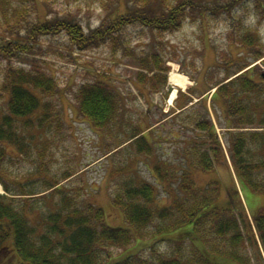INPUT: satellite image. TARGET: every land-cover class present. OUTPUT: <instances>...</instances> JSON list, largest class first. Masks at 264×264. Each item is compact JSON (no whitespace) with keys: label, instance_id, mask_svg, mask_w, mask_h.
<instances>
[{"label":"rangeland","instance_id":"374dc122","mask_svg":"<svg viewBox=\"0 0 264 264\" xmlns=\"http://www.w3.org/2000/svg\"><path fill=\"white\" fill-rule=\"evenodd\" d=\"M200 1L203 6L196 9H206L205 14L185 19L178 29L157 34L156 30L130 23L115 36L116 43L79 50L70 43L65 32L39 34L27 41L16 40L19 39L16 36L26 35L31 23L62 16L75 19L88 31L97 27L103 19L113 17L117 7H122L123 3L131 7V0H12L13 4L18 2L31 9H26L24 17L20 18V22L25 24L24 29L19 24L18 30L16 24L13 34H4L0 30V45L9 42L10 48L11 42H17L26 44L28 49H13L12 56L0 55V106L6 96L1 85L7 65L30 70L36 68L55 78L57 83L53 90L46 93L36 91L41 101L48 105L49 111L43 115L46 120L37 119L45 109L41 104L26 116L33 119V125L24 126L22 121L25 117L17 123L19 134L29 143L28 150L19 152L11 144H4L6 155L0 163L4 171L3 180L11 189L15 182H22L40 192L45 188V181L60 182L57 188L61 193L50 191L37 196L36 211L31 213V217L36 218L41 210L45 214L56 211L61 207L62 194L69 193L77 208L91 202L104 208L108 224L123 225V213L113 204V196L120 190L118 188L123 181L128 180L134 185L143 181L151 183L157 191L152 205L167 206L178 194L181 195L177 198L184 194L179 184L184 178H191L192 185L198 188L219 179L218 200L228 196V190L235 191L232 204L241 206L247 214L246 220L240 224L243 238L237 245V251L242 259L247 257L250 264H264V247L253 219L258 212L264 211V192L253 191L239 183L228 151V139L232 133H257L261 136L249 144L250 155L254 161L264 156V123H260L264 120L261 117L264 104L257 108L254 124L227 127L222 110L216 107L221 99L217 98L215 105L211 102L214 93L211 86L233 73L238 62L249 63L248 75L264 83V19L256 13L264 0ZM212 9H231L230 12L240 18V21L233 22V26L243 23L258 31L260 43H263V56L251 60L250 49L233 41L232 30L226 22L229 14L223 16ZM14 14L12 9L8 13L12 23H15ZM123 40L127 44L124 47L120 45ZM143 59L145 63L141 64ZM145 65L153 68L147 72L149 76L155 74L159 77L166 72L163 88L154 91L148 83L149 79L140 81L138 76L140 72L146 73ZM157 66L166 70L158 71ZM174 69L184 73L189 81L176 88L177 97L169 104L174 85L170 84L168 77ZM86 81L102 82L119 95L116 118L105 129L94 127L79 115L75 92ZM189 98L192 102H187ZM240 98L254 109L257 101L253 103L251 96L248 101L245 94ZM201 119L208 120L226 155V160L214 165L213 171L202 172L191 165L190 158L194 157L191 147L208 151L210 146L209 130L195 128L192 124L194 120ZM136 131L144 137L141 144L134 141L123 143ZM146 142L152 146L150 152L140 149ZM110 149L113 151L107 154ZM156 167H160L161 177L155 173ZM66 174L71 176L66 179ZM2 184L0 193L6 191ZM242 192L249 209L244 204ZM10 196L8 194L6 201ZM149 227L154 228L153 225ZM209 228L210 225L207 230L214 231ZM185 244H189L187 238ZM131 246V251L137 252L142 244ZM154 248L165 253L169 248L168 240L158 242ZM124 249L114 248V254ZM138 251L149 255L148 250ZM225 262L237 264L232 260Z\"/></svg>","mask_w":264,"mask_h":264},{"label":"trees","instance_id":"16d2710c","mask_svg":"<svg viewBox=\"0 0 264 264\" xmlns=\"http://www.w3.org/2000/svg\"><path fill=\"white\" fill-rule=\"evenodd\" d=\"M202 3L200 0H131V7L123 3L122 7H117L113 17L103 19L91 30L85 31L79 22L68 16L51 17L31 23L28 33L17 35L19 39L16 40L27 41L39 34L65 32L75 48L86 50L104 43H116L115 36L130 23L156 30L157 34L178 29L185 19L205 14L206 9H196L203 6ZM11 9L15 12V23L8 18ZM26 9L31 8L18 2L13 4L12 0H0V30L4 34H13L16 24L18 30L19 24L24 29L25 24L20 22V18L24 17ZM212 10L223 16L225 13L229 14L226 22L232 30L233 41L250 49L251 60L263 56V43H260L258 31H253L243 23L233 26V22L240 21V18L234 12L231 13V9ZM256 13L264 19V4ZM8 45L9 42L0 45V55L12 56L15 52L13 49H28L26 44L17 42H11L10 48ZM120 45L124 47L127 44L123 40ZM140 63L144 64L145 59ZM237 64L233 73L215 83L214 86L217 87L211 96L212 105H215L217 98L221 99L216 107L222 110L227 127L254 124L257 108L264 104V83L248 75L249 69L245 68L249 63L245 61ZM157 67L158 71L166 70L161 66ZM144 70L146 73H139L140 81L149 79L148 83L154 91L163 88L166 72H162L163 76L156 77L155 74H147L153 70L151 66L145 65ZM3 72L1 89L6 96L4 104L0 106V163L6 155L4 144H11L19 152L28 150L29 143L19 134L17 123L20 118L25 117L22 121L24 126L33 125V119L26 116L41 104L45 109L37 119H44L45 111H49L48 105L41 101L36 91L43 94L57 86L55 78L36 68L30 70L7 65ZM143 78L147 79L142 80ZM75 93L79 115L94 127L105 129L115 120L120 98L109 86L99 81H86L78 86ZM242 94H245L246 101L250 96L253 103L257 101L254 109L241 101ZM189 101L192 99H187ZM261 117L264 119V113ZM194 121L192 124L195 128L209 130L207 137L210 139V146L208 151L191 147L194 156L190 158L191 165L202 172L213 171L214 165L226 160V155L208 120ZM260 123H264V120ZM139 134L140 132H134L126 141L141 144L144 137ZM259 136L261 134L232 133L228 139V151L239 183L253 191L264 192V156L254 161L248 147ZM121 144L122 142L118 146ZM140 149L150 152L152 146L146 142ZM112 150H107V154ZM155 169V173L160 174V167ZM69 176L71 175H64L66 179ZM3 179L4 171L0 168V184L3 182L2 186L8 192L0 194V264H223L228 263L226 260L250 264L248 258L242 259L237 251V245L243 238L240 224L246 220L247 214H244L241 206L232 204V194H236L235 191L228 190V196L218 200L219 179L210 181L204 188H198L197 185H192L191 178H184L179 183L180 191L184 194L177 198L181 195L178 194L171 205L167 206L157 203L152 205L157 191L151 183L143 181L134 185L128 180L123 181L119 185L120 190L113 196L114 206L123 213V225L108 224L104 208L91 202L77 208L69 193L62 194L59 209L47 214L43 210L37 211L36 218H33L31 213L36 211L35 201L38 202L39 199L37 196L58 191L57 185L60 182L45 181V188L37 192L22 182H15L11 189ZM8 194L11 196L6 201ZM14 195L17 197H12ZM17 200L19 201L16 202ZM253 219L264 247V211L258 212ZM207 224L214 231L207 230ZM150 225L154 228L150 229ZM186 238L188 245L185 244ZM167 240L169 248H166V254L154 248L158 242ZM139 244L142 246L138 250H148L149 255L138 253V250L131 251V245L137 247ZM114 248L125 249L114 254Z\"/></svg>","mask_w":264,"mask_h":264},{"label":"bare ground","instance_id":"6f19581e","mask_svg":"<svg viewBox=\"0 0 264 264\" xmlns=\"http://www.w3.org/2000/svg\"><path fill=\"white\" fill-rule=\"evenodd\" d=\"M168 80L170 84L174 85V89L172 90L169 100H168V103L170 104L176 96V88L182 87L187 81H189V79L184 73L179 72L176 69H174L169 72Z\"/></svg>","mask_w":264,"mask_h":264},{"label":"crops","instance_id":"0c3cea01","mask_svg":"<svg viewBox=\"0 0 264 264\" xmlns=\"http://www.w3.org/2000/svg\"><path fill=\"white\" fill-rule=\"evenodd\" d=\"M143 130H145V129H143Z\"/></svg>","mask_w":264,"mask_h":264}]
</instances>
